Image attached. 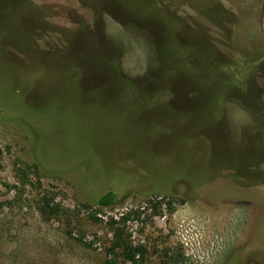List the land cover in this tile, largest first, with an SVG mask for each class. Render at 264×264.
<instances>
[{
	"label": "rangeland",
	"instance_id": "obj_1",
	"mask_svg": "<svg viewBox=\"0 0 264 264\" xmlns=\"http://www.w3.org/2000/svg\"><path fill=\"white\" fill-rule=\"evenodd\" d=\"M111 224L118 264H264V0H0V264Z\"/></svg>",
	"mask_w": 264,
	"mask_h": 264
},
{
	"label": "trees",
	"instance_id": "obj_2",
	"mask_svg": "<svg viewBox=\"0 0 264 264\" xmlns=\"http://www.w3.org/2000/svg\"><path fill=\"white\" fill-rule=\"evenodd\" d=\"M119 195L113 191H109L106 194L97 196L98 204L102 207L110 208L119 201ZM111 224L113 237L109 248L108 264H118L117 258L120 256L126 262H138L137 257L144 256L143 246H134L129 236L125 235L121 229ZM141 255V256H140Z\"/></svg>",
	"mask_w": 264,
	"mask_h": 264
}]
</instances>
